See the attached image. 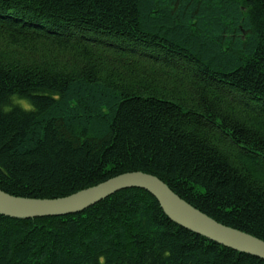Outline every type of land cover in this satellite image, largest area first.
Returning a JSON list of instances; mask_svg holds the SVG:
<instances>
[{"label": "trees", "instance_id": "obj_1", "mask_svg": "<svg viewBox=\"0 0 264 264\" xmlns=\"http://www.w3.org/2000/svg\"><path fill=\"white\" fill-rule=\"evenodd\" d=\"M132 172L264 242V0H0V190L59 199ZM0 264L264 260L126 189L0 216Z\"/></svg>", "mask_w": 264, "mask_h": 264}, {"label": "water", "instance_id": "obj_2", "mask_svg": "<svg viewBox=\"0 0 264 264\" xmlns=\"http://www.w3.org/2000/svg\"><path fill=\"white\" fill-rule=\"evenodd\" d=\"M126 189L147 192L175 225L224 248L264 260L263 241L217 223L182 200L160 179L141 172L121 174L59 199L19 198L0 190V216L26 220L76 214Z\"/></svg>", "mask_w": 264, "mask_h": 264}, {"label": "rangeland", "instance_id": "obj_3", "mask_svg": "<svg viewBox=\"0 0 264 264\" xmlns=\"http://www.w3.org/2000/svg\"><path fill=\"white\" fill-rule=\"evenodd\" d=\"M26 105L25 103L22 102V106Z\"/></svg>", "mask_w": 264, "mask_h": 264}]
</instances>
